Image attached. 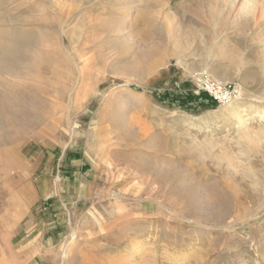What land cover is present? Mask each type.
Masks as SVG:
<instances>
[{"label": "rangeland", "instance_id": "rangeland-1", "mask_svg": "<svg viewBox=\"0 0 264 264\" xmlns=\"http://www.w3.org/2000/svg\"><path fill=\"white\" fill-rule=\"evenodd\" d=\"M242 1L0 0L27 57L0 66V264H109L138 239L152 264H264V14ZM197 74L257 105L247 127Z\"/></svg>", "mask_w": 264, "mask_h": 264}, {"label": "bare ground", "instance_id": "bare-ground-1", "mask_svg": "<svg viewBox=\"0 0 264 264\" xmlns=\"http://www.w3.org/2000/svg\"><path fill=\"white\" fill-rule=\"evenodd\" d=\"M136 1L139 3L136 4ZM258 1L257 0H243L241 5H240V12H247L255 18L256 11H257V9H259V11L261 12V15H263L264 14V2L260 5L261 8H259ZM141 2H142V0H125L124 4L126 6V9L128 10V13H130V14L134 13V15L137 18H140V16H141L140 10H141V7L143 5V4H141ZM238 12H239V10H238ZM11 35H12V32L10 30H1L0 31V66L4 67V68L10 67V65H12V63H13L12 61H16V60L26 61V58H27V57H23V55H22L23 48H22L21 44L15 38L10 37ZM218 78H219V80L226 79L222 76L218 77ZM118 95H116V96H118ZM262 95H264V94H262ZM256 107H257V105L255 103H252V102L251 103H249V102L244 103L242 105H235V102L233 101L231 103H228L225 110L229 113V116H231L229 118L233 117V118L237 119V122H238V125L240 126V128H245V127H247V118L245 116V112L249 111V109L256 108ZM205 131L206 132L210 131V125L206 126ZM242 136L243 135H240V137H242ZM242 138H244V137H242ZM200 186L198 188H200ZM186 189L188 190V188H186ZM195 189L196 188H194V190L192 191L193 193L192 192L188 193L190 195L189 196L190 198L188 196H187V198L191 199L192 203H198L199 202V204H197V206L200 205L199 207L202 208L203 215L208 220H217L220 212H218V214L216 213V211L208 212L209 210L204 208V204H203L204 200L196 199L197 193L195 194V192H194ZM184 192H185V189H184ZM198 195L200 196V193ZM201 196H203V195H201ZM218 204H219V202H218ZM192 207H193V205H192ZM195 207H196V205H195ZM225 209H224V213H225ZM199 212H201V211H199ZM199 248H200V245L197 244V245H194L190 250L188 249V251H186L182 254V260L184 262L191 260ZM144 250H145L144 242L141 239H138V241L133 243L132 246H127V249L125 250L126 251L125 257L122 259V261L121 260L118 261L117 259L116 260L114 259V260L110 261L109 264H128L127 262H129V264H132L130 262L132 261L133 258L135 259V261L138 260V263L140 262L139 264H152L150 261L146 260L144 256L142 257V252H144ZM169 253H173V252L169 251ZM130 258H131V261H129ZM142 258H144V259H142Z\"/></svg>", "mask_w": 264, "mask_h": 264}, {"label": "built area", "instance_id": "built-area-1", "mask_svg": "<svg viewBox=\"0 0 264 264\" xmlns=\"http://www.w3.org/2000/svg\"><path fill=\"white\" fill-rule=\"evenodd\" d=\"M196 82L200 90L221 104H228L239 97V89L235 83L215 79L207 74H197Z\"/></svg>", "mask_w": 264, "mask_h": 264}, {"label": "crops", "instance_id": "crops-1", "mask_svg": "<svg viewBox=\"0 0 264 264\" xmlns=\"http://www.w3.org/2000/svg\"><path fill=\"white\" fill-rule=\"evenodd\" d=\"M70 153H72L73 156H74V158H75V159H73V160H78V162L74 164L75 167H76L78 170H83L84 167H85V165H86V163L80 161L81 159L77 158V157H79V155H80L79 153H80V152H78V150L76 149V150H74V151H70ZM78 172H81V171H78ZM85 173H86V172H85ZM87 188H88V186L86 187V185H84L83 188H82V191H83V190L86 191L85 189H87ZM59 194H60V193H59ZM60 195H61V194H60ZM79 199H80V198H79Z\"/></svg>", "mask_w": 264, "mask_h": 264}]
</instances>
